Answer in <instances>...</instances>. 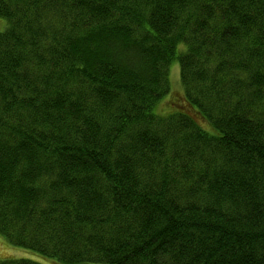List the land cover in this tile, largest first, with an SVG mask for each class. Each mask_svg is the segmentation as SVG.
<instances>
[{"label":"trees","instance_id":"1","mask_svg":"<svg viewBox=\"0 0 264 264\" xmlns=\"http://www.w3.org/2000/svg\"><path fill=\"white\" fill-rule=\"evenodd\" d=\"M0 20V264H264V0Z\"/></svg>","mask_w":264,"mask_h":264},{"label":"rangeland","instance_id":"2","mask_svg":"<svg viewBox=\"0 0 264 264\" xmlns=\"http://www.w3.org/2000/svg\"><path fill=\"white\" fill-rule=\"evenodd\" d=\"M5 27H6V23L3 20H0V32H2L5 29ZM177 68L178 67H176V65H174L173 72H172V75H171V79H172L173 84L175 86L176 85L178 86L177 82H178V78H179V74H178ZM8 250L9 249H7V246L0 239V256H7V254H10L11 252L8 251Z\"/></svg>","mask_w":264,"mask_h":264}]
</instances>
